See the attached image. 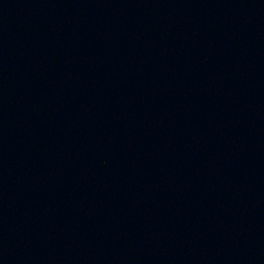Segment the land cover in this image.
Masks as SVG:
<instances>
[{"label": "water", "instance_id": "water-1", "mask_svg": "<svg viewBox=\"0 0 264 264\" xmlns=\"http://www.w3.org/2000/svg\"><path fill=\"white\" fill-rule=\"evenodd\" d=\"M0 264H264V0H0Z\"/></svg>", "mask_w": 264, "mask_h": 264}]
</instances>
